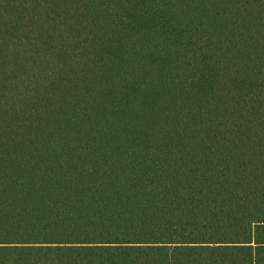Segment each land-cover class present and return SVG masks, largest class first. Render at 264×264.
<instances>
[{
	"label": "trees",
	"instance_id": "1",
	"mask_svg": "<svg viewBox=\"0 0 264 264\" xmlns=\"http://www.w3.org/2000/svg\"><path fill=\"white\" fill-rule=\"evenodd\" d=\"M0 264H264V0H0Z\"/></svg>",
	"mask_w": 264,
	"mask_h": 264
}]
</instances>
